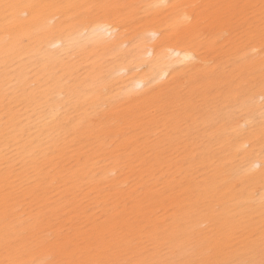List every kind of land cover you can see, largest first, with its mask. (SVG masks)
I'll return each mask as SVG.
<instances>
[{
    "label": "bare ground",
    "instance_id": "6f19581e",
    "mask_svg": "<svg viewBox=\"0 0 264 264\" xmlns=\"http://www.w3.org/2000/svg\"><path fill=\"white\" fill-rule=\"evenodd\" d=\"M260 2L0 0L41 6L18 9L16 21L7 28L0 9V65L5 39L10 36V49L17 53V78L35 80L50 111L61 115L70 109L99 112L103 119V123L83 125L77 121L76 136L50 158L48 172L15 204L17 210L8 227L22 234L32 248L26 258H44L46 250L35 244L70 222L73 237L87 239L76 221H87L92 213L86 209L92 204L101 206L93 209L96 215L106 214L112 221L107 231L116 223L115 217L126 225L125 233H116L118 239L128 232L139 238L143 227L155 223L153 213L164 207V200L192 196L190 184L172 189L179 183L178 176L192 174L193 169L183 161L193 147L203 154L196 175L210 176L213 184L227 182L230 209L223 221L226 228L213 243L227 248L243 241L240 233L246 218L242 213L251 209L258 221L264 196V131L259 124L264 93L258 86L259 50L264 41L259 8L245 7ZM93 4L137 7L123 15L119 8L75 7ZM192 15L199 21L195 29L187 21L180 22L181 17ZM161 32L166 36L179 33L188 39L181 44L164 43ZM70 44L75 59L59 55L66 53ZM252 48L257 54L246 55ZM193 53L199 57L195 64L185 59ZM236 67L253 69L257 87L241 104L217 112L209 102L236 95L237 86L231 83ZM186 81L192 82L188 89L183 87ZM185 119L198 130L192 138L195 144L184 138ZM135 154L142 155L135 164L129 163ZM145 159L151 163L142 168ZM113 171L116 176L103 183L91 179L96 172ZM165 176L168 178L163 179ZM165 188L169 191L162 195ZM214 197L211 186L199 197L201 209L194 220L198 236L207 238L213 231L200 225L207 222L209 211L203 202L214 204ZM70 211L72 215L62 219ZM5 227L0 172V260L6 258Z\"/></svg>",
    "mask_w": 264,
    "mask_h": 264
},
{
    "label": "snow or ice",
    "instance_id": "6c2138e0",
    "mask_svg": "<svg viewBox=\"0 0 264 264\" xmlns=\"http://www.w3.org/2000/svg\"><path fill=\"white\" fill-rule=\"evenodd\" d=\"M37 7L41 6L0 3L5 27L16 21L18 9ZM75 7L119 8L123 15L128 9L137 6L93 4ZM245 7L252 10L259 8L261 39L264 41V0H261L259 5ZM23 15L26 16L27 13ZM184 21L192 25L193 29L199 26L196 15L181 17L180 22ZM160 36L164 43L174 41L181 44L188 39L186 35L179 33L166 36L165 32H161ZM10 40V36L5 39V51L0 65L3 76V87L0 89V172H2L3 211L6 225L3 237L6 258L0 260V264H264V196L260 199L258 221L253 210L247 209L242 213L246 219L240 233L243 241L238 246L222 248L219 244L213 243L215 237L226 228L223 221L226 211L230 209V202L226 199L225 192L227 182L213 184L210 176L196 175L200 172V168L196 166L203 158V154L196 147L191 149V154L183 161L184 165L193 169L192 174L183 178L178 176L179 183L172 189L176 191L185 184H190L194 188L192 196L170 197L164 200L162 202L164 207H157L153 213L155 223L143 227L139 238L128 232L118 239L116 233H125L126 225L119 223L120 217H115L113 219L116 223L111 231H107V225L112 221L106 214L96 215L93 209L101 206L92 204L86 209L87 213H92L87 221H76L79 230L87 236V239L74 238L70 222L58 233L51 234L47 239L35 244L46 250L47 255L44 258H26L32 248L25 242L22 234H17L8 227L12 224L17 210L15 204L32 183L39 181L48 172L50 158L54 159L69 140L76 136L79 131V127L76 126L77 121L83 125L103 123V119L99 112L85 114L70 109L72 115H69V111L61 115L55 110L50 111L49 104L44 99L45 93L38 90L37 82L31 77H25L23 80L17 78L14 67L17 64V53L14 49H10ZM72 49L73 45L70 44L68 51L59 55H68L75 59ZM259 53L261 77L258 86L264 93V46L260 48ZM256 54L255 48L246 53L253 56ZM185 59H190L195 64L199 57L193 53L190 58ZM232 77L231 83L237 86L236 95L209 102L217 112L241 104L244 97L257 87L254 71L250 67L233 68ZM102 78L106 79L107 75L102 74ZM241 81L244 83L240 84ZM191 83L186 81L183 87L188 89ZM107 94L108 90L105 89L104 95ZM259 124L264 131V108L260 111ZM38 125L43 127H37ZM183 125L184 138L191 139L192 144H195L196 141L192 138L198 135V130L192 128L188 119L183 121ZM150 150L149 146L145 145V152ZM184 151L187 153L189 150L185 148ZM140 155L142 154H135L129 163L135 164L140 159ZM150 163V160L145 159L140 167L143 168ZM115 176V171L96 172L91 179L103 183ZM167 178L165 176L163 179ZM209 186L215 193V202L214 204L203 202L208 206L209 211L207 222L200 226L211 227L213 231L205 238L197 235L194 220L201 209L199 197ZM168 191L165 188L162 195H167ZM235 206L243 208V204ZM71 215L70 211L62 219L67 220ZM177 241L183 242L177 243Z\"/></svg>",
    "mask_w": 264,
    "mask_h": 264
}]
</instances>
